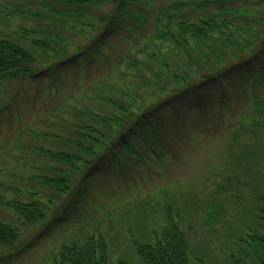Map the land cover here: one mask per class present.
<instances>
[{
    "label": "trees",
    "instance_id": "16d2710c",
    "mask_svg": "<svg viewBox=\"0 0 264 264\" xmlns=\"http://www.w3.org/2000/svg\"><path fill=\"white\" fill-rule=\"evenodd\" d=\"M15 2L18 4H6L11 18L24 12L30 20L28 24L9 21L5 8L0 7L1 119L8 121L14 107L22 112L29 78L49 72L54 82L64 72L77 77L81 73L78 64L86 58L83 66L92 82L89 90L81 91L82 96L86 98L90 91L97 99L91 96L93 106L86 109L70 105L66 96L60 104L41 108L40 121L47 111L58 116L56 109L63 112V105L72 111V120L66 125L59 122L60 131L29 133L41 144L26 141L17 147L18 155L26 150L38 162L39 172L32 177L41 187H29L25 198L22 193L6 197L8 189L17 188L0 181L2 250L12 252L17 247L20 230L15 220L39 226L23 245L28 246L44 239L67 212L77 213L94 186L98 168L110 166L119 180L132 177L135 181L128 169L115 170L117 160L123 167L135 160L147 171H160L171 166L170 160L184 159L177 142L183 133L167 139L157 121L167 111H175L183 95H197L232 77L240 85L232 97L218 101L220 112L225 114L227 101L238 104L243 97L241 102L244 107L249 103L244 110L250 116L243 117L248 124L243 122L235 130L238 133L230 134L231 141L242 139L236 143V152L228 155L231 160L222 161V179L206 186L202 195L197 191L179 194V201L166 192L161 215L153 217V224L141 227L132 238V248L139 264H264V0ZM119 32H130L135 41L123 39ZM76 34L83 42L72 39ZM142 35L150 39L144 47L137 41ZM103 51L106 54L101 56ZM140 52L144 58L139 57ZM121 65L126 71L112 79ZM227 122H223L225 130ZM31 127L24 126L23 133ZM11 129L14 126L6 133L4 149L12 138ZM21 137L15 135V139ZM138 142L154 157V164L137 151ZM114 193L104 194L108 202L103 208L109 213ZM184 221L197 223L202 232L190 230ZM125 257L112 261L106 236L88 233L81 242L60 244L52 264H136Z\"/></svg>",
    "mask_w": 264,
    "mask_h": 264
},
{
    "label": "rangeland",
    "instance_id": "374dc122",
    "mask_svg": "<svg viewBox=\"0 0 264 264\" xmlns=\"http://www.w3.org/2000/svg\"><path fill=\"white\" fill-rule=\"evenodd\" d=\"M9 2H12L10 3L11 6L18 4L15 0L8 2L2 0L0 7L5 8L4 13L6 16L8 15V20L28 24L30 19L28 15L24 16L27 13L20 12L19 17L11 18L10 11L6 7ZM105 6L108 8V5ZM8 27L13 29V23H9ZM130 35V32H119L120 37L129 38L134 42L135 40ZM72 39L76 42H83V38L79 34L73 35ZM137 41H139L140 47H144L150 39L148 36L142 35L138 37ZM138 44L135 50L138 49ZM164 49L162 48L161 51L163 52ZM116 50L118 51L119 48ZM105 54L106 51H103L100 55L104 56ZM139 57L144 58L141 52ZM85 60L83 59L78 64L80 66L77 68H81V73L77 77L70 76L72 75L71 72L68 74L64 72L59 77L60 80L54 82L52 74L49 72L44 77L29 78L26 83L29 92L25 94L24 101H21L22 112L18 113L17 107H14L13 114L8 121L2 120L0 117V181L8 188L10 185L17 188L8 189L5 193L6 197H12L14 194L19 196V193H22L23 195L20 196L25 198L24 194L27 190H31L29 187L36 189L41 187L32 177L36 172H39L36 165L38 162L26 150H23L22 156L18 155L17 147L24 146L26 141L41 144L38 141L34 142L31 134L34 135L36 132L44 130L60 131L59 122L61 125H66L69 120H72L70 115L72 111H68L67 107L63 105V112L60 113V109H56L58 116L54 115V111H47L44 120L40 121L41 108L44 106L47 110L67 98L66 102L70 105L84 109L93 106L90 98L92 96V100H96L94 94L88 91L87 97L84 98L81 92L89 90L92 82V75L86 71L87 66H83L84 63H87ZM96 71L94 70V72ZM125 71V65H121L114 71L112 79L119 76L118 72ZM241 73L243 75V71ZM50 82H54V85L51 86ZM239 85L237 79L230 77L216 82L208 90L200 91L197 95L185 94L182 96L183 101L174 109L175 111H167L163 119L156 120L160 122V127L165 129L164 136L167 139L172 136L178 137L183 133V138L181 136L177 142L184 152V159L181 157L172 159L170 160L171 166L168 168L164 166L160 171H147L144 167L138 166L135 160L130 162V166L123 167L124 164L117 160L115 170L128 169L135 181L132 180V177H127V180L123 178L119 180L110 166L98 168L93 180L94 186L91 187L88 196L78 207L77 213L67 212L65 219L59 221L48 231L44 239L34 245L23 246L25 242L35 236L39 226L24 225L21 220H15V217V223L20 230L19 239L15 244L17 247L12 252L6 248L2 250L0 247V264H52L53 255L60 244H68L73 241L81 242L88 233L94 235L101 233L106 236L112 261H116L118 258H126L125 256L128 255L136 264H139L133 253L132 238L137 236L142 226L146 225L147 227V225L153 224L154 216L161 215L160 204L166 200L163 195L166 192H171L178 201L180 199L178 195L183 192L189 194L197 191L202 195L206 186L214 185L215 182L222 179L220 173L223 171L222 161L230 159H227L228 155L236 152V143L242 139L240 137L238 141H231L230 134L238 133L235 130L239 129L244 119L249 118L250 113L245 111L249 103L247 102L244 107L241 102L243 97H240L238 104L234 101L231 103L227 101L224 115L220 112L218 101H221L224 96L226 98L232 97ZM192 122H195L196 125L192 126ZM223 122H227L229 125L226 130ZM27 124L32 125V127L23 133L22 128ZM10 126H14V129H11L12 138L7 141L8 145L5 146L7 149H4L1 145ZM208 129L209 133H207ZM214 133H219V136L214 138ZM19 134L22 137L15 139V135ZM135 135L138 137V134ZM135 147L147 162L155 163L154 157L151 153H146V148L140 142L136 143ZM131 186L134 188L132 189ZM110 190L115 191L113 194L115 198L112 203V211L109 213L103 208V203L108 202L104 194ZM53 209L52 207L47 213L52 214ZM184 222L190 230H196L197 234L202 232L197 223L188 225L186 221ZM212 242H215V239ZM215 245L216 248H220L216 242Z\"/></svg>",
    "mask_w": 264,
    "mask_h": 264
}]
</instances>
